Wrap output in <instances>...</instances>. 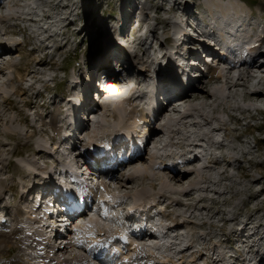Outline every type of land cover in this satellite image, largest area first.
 <instances>
[{
  "label": "bare ground",
  "instance_id": "obj_1",
  "mask_svg": "<svg viewBox=\"0 0 264 264\" xmlns=\"http://www.w3.org/2000/svg\"><path fill=\"white\" fill-rule=\"evenodd\" d=\"M26 1L27 0H0V22L3 24L4 22H8L9 20H13L16 22L23 20V21H28L31 23H36V22L41 23V24L43 23V25L45 26L47 23H49L47 24L49 26L45 27L47 29L45 31V34L53 32V28L55 29L56 27L58 28L59 25L55 26L57 24L54 21H57V23H59L57 18L60 16V14L56 16L55 15L56 13H52L49 10L48 11L50 13L47 16H45L46 14L42 15V14H37L36 12L35 13L29 12L27 16H24V17L11 16V18H4L5 15L3 14L12 11V9L15 7H19V9L20 8L25 9L26 7H28L27 4L23 5ZM31 1L33 2L36 0H31ZM39 1H44V2L46 1L45 3L48 2V0H39ZM55 1H56L55 4H57V7L60 5L61 2L63 3V0H55ZM136 1L137 0H125L123 5L122 6L120 5L121 18L119 20V24L122 26V30H118V27L114 28L115 25L118 23L117 20L116 21L113 20L111 22H104L105 25L110 23L109 25L113 27L109 28V30L107 29V36L105 37L106 49H103L104 53L101 52L103 56L100 59H98L97 62L95 63V67L93 68L92 80L89 79L90 81L88 80V83H86L87 85L84 84L85 86L83 85L82 87H79L80 83L75 84L72 90L74 92H78L77 94L78 96L77 98L74 99V101H84L85 100L84 96L86 94L85 90L87 89V86H88L89 91L92 90L95 87V82L98 80L101 73L105 75V78L107 80H109L108 83H110V81L116 80L118 82V84L116 85H118L120 89L112 96L106 94V92L101 95L102 98H104L106 95L108 97V100L104 105V108L100 106H91V104L87 103L85 104V107L77 110L78 115H79L77 118V121H80L74 126L75 128L74 130L77 131V135L75 137H67L65 138V140H62L59 143V145L57 144L55 146L54 151L58 153V150L61 147H64L65 149V147H68V145H71L68 150H65L66 154L62 156V159H63L62 167L65 169H68L71 176L75 178L79 186L83 188L84 193H91L92 189L88 188V186L86 185L90 184V182L93 181L92 180L93 173L92 171L86 172V173H80V169H82L83 167H86L87 169L91 170L89 161L86 160V158L94 157V153L99 152V151H96V149H94L93 153L89 154L87 148H92L94 146L96 148L101 147L102 149H106L105 152L107 154L108 151L110 150L121 148L122 146L126 145L134 133H136L137 137L140 139L143 137H146L147 138L146 144L136 148L137 153L135 154V156L133 157L131 161L122 163L115 169H108V170H102V171L99 170V174H98L99 177L97 180V184L99 180L100 182L103 181L104 184L107 183L108 185L103 187L105 189L106 187L111 188L110 186L112 184H116V185L118 184L119 186L118 187L116 186L118 192L122 194L125 191L127 192L130 191L132 194L134 191L132 192L133 189L131 188H132V184L134 183V181L135 183L139 180L147 181L148 179H153L155 180V182L158 181L159 184L164 187V189H158L159 185L157 186V189L153 188L155 191L159 190L156 197L157 199L162 200L163 202L165 200L168 201V202H164L167 204L162 205V206L165 209L164 212L166 210L170 212L167 215L166 214L161 215L162 216L161 218L163 219V223L165 222V220L170 221L171 223H174V229L176 231L185 230L186 232L187 231L186 229H189L186 232L187 236L182 237L181 242L178 243V245L180 246H181V243L185 244V246L183 245L184 250L183 251L181 250L182 252L180 251L181 253H179L180 255L178 254L179 257H177L176 260L167 258L164 261V264H223V259L227 256V254L221 249L219 250V248L216 249V252L219 254L221 253V256L220 255L217 256L215 252H211V250L215 249V247H217L221 243L222 240L217 241V236H213L211 238L209 237V239L206 238L207 235L205 238L198 236V234L200 233L198 232V229L199 228L202 229L203 225H201V227L199 226L198 228L193 227L196 224L195 222L197 221V218L199 220L204 221L205 223L202 222L203 224H206L207 223L206 221L212 220L213 217L211 216L208 217L204 213L203 214L205 216L198 217L199 216L198 214L193 215L195 214L193 213L194 211L192 212L193 214L191 213L188 215H183V214L174 215V214H175V209L177 207L188 206L186 205V202L196 200L197 201V202L195 201L196 203L194 202L190 204L191 207L194 209L197 208L196 207L197 205H202L203 203H205V201H207L208 199L205 196L204 197L200 196V198L195 199V196H196L195 194L199 191L200 192L203 191L202 193L213 192L217 195L218 192L216 190L218 188L215 190V188L213 187V190H212L211 185L213 186L216 185L217 176H218L217 178L218 181L219 180L223 181L222 179L227 175V173L230 172L229 167L233 165V163L229 160H232L233 159L232 157L236 158L234 153H231V155H226L227 154L226 149L229 147V144H227L225 140H227L226 131L229 130L228 128L229 124H226V122H224V120H221L220 117L211 116L212 112H210L209 109L212 107H215L214 105L216 104L220 105L219 106L220 108L217 111L218 113L216 114H221V113L227 114V113L232 112L231 113L232 117L233 119L237 120V122L241 120V117L239 118L241 114H244V113L247 114L251 112L253 113V110H257L259 112L264 111L263 108H260L259 106H257V104L261 106L264 105V90L262 91L264 81L263 82L262 80L255 81V79H258L259 74L264 72V52L259 51L256 48L249 54L246 53V55L244 56L245 51L240 53V50H237L236 48V46H238V44L236 45V43L239 42V39L241 40L245 39V41L241 44V47L248 44L250 42L251 35L254 33V31L260 28V25H258L259 27L255 29L256 26L251 25L249 23L247 25L243 24L241 22V19L240 20L237 19L238 17H240L239 14L243 12L244 7L250 8V5H248V3H246L244 0H239L240 4H238L235 0H229V2L227 3L225 2V0L224 2L221 1V3L213 1V0L205 1L204 6H202L200 10L201 13L209 14L210 12L212 13L213 11L219 12V13L216 12V18L211 17L216 25L215 27L216 32H212V34L218 33L219 36L221 37L220 40L222 44L212 43L211 41L213 40H211V38H208V36H205V34L208 33V30L207 28L203 30L202 28L204 27L198 30V32L200 33L198 36L194 35L196 38L194 36L186 37V35H184L188 43L184 42L182 45V48H179V52L185 51L186 53V57L184 58V60L191 61L192 59L197 58L195 57V55H193V54H196L192 50L193 48L199 47V48L204 49L206 52L210 54L207 58V61H205V63L207 62L205 64V70L207 71V76L209 75L210 76H209V79L206 81V83H204L203 85H201L202 83L201 84L199 83L198 85V82L202 80V77H199L198 80L193 81V82L189 81L188 88L183 92L176 88L171 78L172 73H173L172 68L175 70V67L177 64L181 65L183 63L182 61H179L178 63V60L180 58H177L176 61H174V57L178 56V48L176 49L174 54L172 50L168 49L170 44L173 42L172 32L170 33L169 37L166 36L163 38L162 42L164 43L162 44L161 42V47L164 46V49L159 46V53L155 51V53L153 54L151 58L150 57H147V58L140 57V53H142L143 56L144 55L146 56V53L150 51V47L153 44L150 43L151 46L150 45L148 46V35L153 32L152 38L154 39V33H156L157 29L152 28V21L154 20V18L151 16V11L149 9L144 8V6L140 8L138 14L134 16V14H136V11L134 12V8H136L135 7ZM154 1L156 0H152V2ZM165 1L167 2V4L170 1L173 2L172 6L167 9L168 12L175 13L174 11L176 9L178 12V8L180 9V7H182L183 13H184L183 16H185V13L187 11L185 10V8L188 3L186 0H168V1L165 0ZM140 2H142V0ZM241 2L244 3V5H241ZM40 3H37V4H40ZM208 3H210L211 6L207 7L206 5H208ZM61 7L65 10L69 8V5L64 4V5H61ZM130 7L133 9L132 14H131L132 10L130 9ZM41 10L44 11L45 9H41ZM143 14L146 15V17H148V20H146ZM149 14L151 17L149 16ZM34 15L37 17V19L29 18L30 16H34ZM61 15H63L62 12H61ZM186 16L187 17L189 16L197 17V16H204V15L200 13L199 14L191 13L190 11ZM134 18L138 19L140 24L142 25H143V19L145 20L144 24L146 25V27L145 25L143 26L145 27L144 34L146 36V40H144L143 36L141 35V32H139L138 36L134 38L132 43L126 46V50L123 49L125 51V54L122 56V58L115 57L114 56L115 52L120 53V51H117L119 50L118 42L122 43L124 39H126V37L129 35L130 29H128V26L130 25V22ZM65 19L69 22L65 25V28H71L72 27L71 21L73 20H70V17L68 16H66ZM177 19H181V15L180 16L174 15L173 21L172 19H170L171 21L163 20L162 23L165 24V26L169 28V27H172L174 22L176 23L178 21ZM198 19L200 18L198 17ZM50 24L52 26H50ZM179 27H181L180 24H179ZM250 29L253 30L251 35L247 34V32H249ZM147 33L149 34L147 35ZM10 34L12 33H10L9 31H5L3 32L2 35H0L1 36L0 37V75L1 76L6 75L5 73H6L7 67L11 66L12 64L11 59L15 56L14 51H13L14 49L11 48V46L8 43H6V41L4 42L2 40L4 36L6 35L9 36ZM33 34L35 35L34 36L35 38H38L40 40L38 34L36 35L35 32H33ZM58 35L59 33L57 31V34L55 33L49 34L47 37H44L43 39L40 40L41 45L39 49L42 48L41 47L42 45L49 42L43 48L45 56L49 55V52L51 49L49 45L51 43H54V44L56 43V41L58 40V39L56 40V37H58ZM156 38L157 37H155V39ZM262 42H264V38L261 40V43ZM21 45H23V43H20L16 46L18 48V47H22ZM64 45L66 46L67 44H64ZM65 46H63L62 44V46L56 47L55 49L56 52L62 49L63 47L65 48ZM141 47H145V48H141ZM39 49L34 48L32 50L33 52L32 55L36 54L37 52L36 50H39ZM151 50H152V47H151ZM210 56H212L215 60L213 61ZM232 57H235V59H232ZM115 61L117 62L116 64H115ZM208 61H213L214 63L217 61V64L219 65L226 64L227 66L223 69L220 67H217L215 68L217 69V71L215 70V71L208 72L207 67L211 65L208 63ZM34 62H36V66H42L41 60L40 61L34 60ZM154 64H155V68L156 66L157 68L153 70ZM115 65L120 68L121 71L119 73H117V69L116 67H114ZM228 65L230 69L227 71ZM218 71H219V74H217ZM234 72L237 73V77L235 75L233 76ZM36 73L38 72L29 71L28 75L36 74ZM181 75L182 76L184 75V71L181 72ZM157 83L161 84L159 88L158 86H156ZM219 83L222 84L223 86L220 85V87L214 89V85H218ZM165 86H169L170 92H173L172 97L170 96L169 98H166L165 96L162 95V92H161L162 88L164 87V89H167V87ZM26 94L27 92L25 91V89H22V88L19 89L20 96H25ZM137 94H139V99L136 100L137 102L130 100L131 103L129 102L130 105L128 104L129 108H126V109H124L123 106H121V104L125 102L126 98L137 95ZM156 99L159 100L160 105L155 110L156 115L150 116L148 112L149 110L152 109L153 107L152 104L155 102ZM143 100H145L146 102L145 105H147L148 107V110L146 113H144L143 107L141 108L139 107L140 106L139 103H141ZM6 101H8L12 105L15 103L14 100H12L9 97L7 98ZM224 101L227 104L228 103L229 104L226 106L227 108L222 109L223 105L221 106V104H224ZM52 104H55V103H52ZM56 107L60 111L61 108L59 106H56ZM49 108L51 107L49 106ZM135 110L137 111L139 110L140 116L142 117L141 120H138V119L135 120V121H138L139 126L143 120L145 123H149L150 122L149 119H151V123L147 125V126H150V125L152 126V127H149L151 128L150 131H148L149 128L148 129L144 128L145 126L144 124H143L144 126L139 127V129H137L138 126H136V124L132 125L129 128H124V126L126 125L125 118L127 116L123 117L122 115H127V113H132ZM225 110H228V112H226ZM110 112H113L111 116L112 118L117 117L118 122H125V124L123 127L121 125V127H118V128H116V126L114 125L115 127L113 126V129H114L113 132L111 131L102 132V135H101L100 130L103 127V121H106V118H103V116L104 115L109 116ZM58 113L53 114V116L51 115V122H50V125L53 127L54 129L53 131L56 133L57 137H59L60 134L64 131L66 132L71 131V125H69V123L67 122L68 116H66L64 119L60 118L59 120L57 117ZM236 114L237 115L239 114V116H237ZM91 115H93V118L96 121L92 122V120H90ZM247 116L248 115H246V117ZM42 117L44 118V116L40 115L37 121L39 120L41 121ZM46 117L48 118L49 116H46ZM16 122L18 123V120L16 119L12 120L8 116L0 115V130L4 125L7 128H10V124L15 125ZM35 123H38V122H35ZM45 126H46V123L44 122V119H43L42 126L39 128L40 132L39 131L38 132L43 133V134L45 133L48 134V132L45 131ZM30 128L32 129L33 134L30 132L31 134L29 136L26 135V137L28 138L32 137L33 135L36 136L37 129H38L36 128V124L31 125ZM173 128H176V129H173ZM108 129H110V127ZM124 129H127L128 133L125 132ZM167 130L169 133L168 135H166L165 133ZM221 132H223V136L219 135V134H222ZM9 134H13V132H9ZM84 135H86V137H90L94 139H96L95 138L96 136L101 135V138L99 137L100 139H96V141H100L101 143L98 145H94L96 143L95 141L93 143L94 146L91 144V145L86 146L85 149L80 148L78 146V143L80 139L84 140L83 138ZM221 138H223V140H221ZM50 139L55 140V137L50 138ZM92 140H90V142ZM171 140H177V142L171 143ZM102 142H104L105 145H107L106 148L102 147L103 145ZM212 143H218L219 146L217 148V152L214 151L211 153V156L214 157V160H209L208 166L203 169V170H208V171L200 172L199 170L194 169V165L198 162V158H196L195 155L193 156L195 149L200 147V148H203L201 152L206 151L204 147L211 148L213 147ZM170 144L177 145L176 147L182 150V156L184 158V161H180L181 163L178 162L176 165H174L175 169L173 171H170V169L165 166V163L171 160L173 156L171 154L161 153V150L163 149V147L165 145L169 146ZM37 145H38L39 151H36L34 148V145L31 144V145H27L24 151L25 153L14 152V155H18V156L27 155L28 159H30L28 161V164L31 167L29 171L37 170L39 172L45 173L47 170L46 167L48 166V164L50 162H55V160L54 158H52L50 155L46 153L43 147V144L37 143ZM1 147L6 149L8 147V144H2ZM71 150L72 152H70ZM200 150L201 149H199V151ZM235 151H236V148H235ZM100 152L101 154H103L102 151ZM219 152H221L223 156V162L227 163V167L221 173L211 174L209 173V171L212 170V168L215 167L216 165L218 166L219 164H221V162L217 160V158H219V154H218ZM72 153H74L73 157H72ZM146 154H148L151 157V160L145 159L146 156L144 157V155ZM5 155H6V150H3V149L0 150V215L2 216V219L0 220V258L4 260V261H0V264H27L25 262V254H26L25 251H30L31 253L34 252L33 253L34 256L31 259L29 258V262L31 261L32 264H149L148 262L149 258L156 259V263L163 262V261L160 262L159 258L156 257L153 253H148V251L143 250V248L139 246L145 240L152 241L153 239H155L153 238L152 235L143 234L141 237L138 238L137 241H132L129 245H126L125 248L121 247L117 242H115L114 244L111 243V245H109L106 239L111 234L114 233L112 229H116V227L108 228L107 226L104 225V224L107 225L105 220H107L108 218H104L107 215H104L103 208L100 209L101 212L99 214H95L96 217H98V215L99 216L102 215L101 220L96 219L93 217V215H91L90 211L92 210L94 202L91 208L90 207L85 208L84 212H79L71 220L70 218H64L65 221H68V222L71 221L70 227L73 225L75 226V228L72 231L73 235L75 234V231L80 232L81 235L80 236L75 235V237L72 238V240L73 239L76 240L77 241L76 246L78 248L80 247L83 250L85 249L86 252L89 253V257H87V255L85 256L83 254L81 255V254L75 253L71 249L73 246L71 245L72 243L65 242L67 239L60 237V239L58 240V238H56L58 235V231H56L57 230L56 225H54V227L50 229V231L53 233L56 231L53 238L41 232L40 227H37V224L34 223L33 221H38L37 214L39 212L44 211L46 202L51 197L50 196L51 189H52V185L50 183L51 178L45 177L46 178L45 179V178H42L38 174H32V173L24 175L20 171V173L22 174L21 184L18 186L14 185L9 188L8 187L6 188L5 185L9 181L10 178L7 177V172L5 171V168H4ZM190 155H192V159L188 158ZM147 158L149 159V157ZM40 161H43L45 166H42ZM151 162L154 167V169L152 170L155 171L161 168L163 169V171L159 172L158 174L149 173L148 170H150V165H152ZM72 165L77 166V171H79L77 175L74 169L72 168ZM144 165L149 166V169L147 168L148 170H146L145 168L146 166L143 167ZM131 169L137 170V172H134L133 174L128 176V172L132 171ZM167 171H168V174L164 175L165 174L164 172H167ZM220 176H222L223 178L219 179ZM227 177H225V179H227ZM243 177L246 179H249L250 181H254V182L256 180L251 177V174L250 175L245 174L243 175ZM139 182H137L136 185ZM38 183H40V185H37ZM47 183L49 184L45 187V193L42 199L39 201L37 209H35L33 207V203H34L33 197L36 193L40 192L43 188V185ZM144 183L146 184L147 182H144ZM145 184H141V185H145ZM198 184H200L201 186L198 187ZM136 185L134 184L133 186H136ZM140 187L142 188L143 186H140ZM138 188L139 187H137V189ZM8 192L13 193V201H12L13 203L8 202L6 198V195ZM107 192H110V191H107ZM84 193H82V195H84ZM115 194L116 193L114 192L113 193L114 197L116 196L120 197V195L115 196ZM75 195H76L75 192L67 193L66 197L68 199L73 200ZM162 195L164 197L160 198ZM136 196L137 195H135L134 197ZM59 197L60 195L56 196L54 198V201H56V199ZM128 198L131 199L132 196H128ZM119 201L120 202H117L119 204L116 203L117 207L127 204V202L124 201V199H122V201L121 200ZM141 204H142L141 206L145 205L144 203H141ZM147 204H148L149 213L153 212L157 207L159 208L160 206L156 204L155 202H152V203L149 202ZM113 207H115V205H113ZM203 208L204 207H202V209ZM116 211H118V208ZM177 211L178 213H180L179 210ZM249 211H250V208H249ZM119 215H120V218L124 217L122 212ZM48 218H50V216ZM86 218H89L88 222L80 223L81 219H86ZM125 219H128V218L125 217ZM244 219L245 220H242L238 216L226 218V216L225 215L223 216L222 214V218L220 220L222 221V223H224V225L225 224L228 225L229 223L237 224V226L240 225V227L234 228V230H232L231 233L229 232L226 235L227 238L223 241L225 242V244H226V241H229V242L231 241V243L234 245L250 243L252 244L251 248H253L254 246L259 247L260 243L264 242V223L263 221L255 222L258 219L253 220L251 216H247ZM64 220H60L59 223H62ZM155 220H156L155 222H153V220L152 222H150L151 223L150 228L152 230H155L156 224L161 223L160 222L161 220L158 218V216ZM110 221L114 224V220H110ZM97 222H102L103 224L98 225ZM89 225L91 227H89ZM47 229H49V227ZM119 229H120V226L117 227V230ZM224 230L226 231V229ZM248 230H252V232L250 233L249 238L244 241V239H242V237L240 236V233L247 232ZM83 231L85 235L81 233ZM95 231L99 234V236L103 238L98 239L97 236H95L96 235ZM90 232L91 234H88ZM260 232H261L262 238H257L258 233L260 234ZM87 236L89 237L94 236V240H92L93 237L91 239L92 241H90L89 239H86ZM232 236H235L236 239L232 240ZM201 240L203 241L200 242ZM82 241L85 242V244H82ZM198 245H200V247ZM127 248H130L129 249L130 252L129 251L127 252ZM18 250L19 251L21 250V253L23 252V255L22 254H21L22 256L20 255L22 258L17 256ZM251 252L254 253V251H251ZM10 258L11 260L8 261ZM142 260H146V261L142 262ZM201 261H204V262L202 263Z\"/></svg>",
  "mask_w": 264,
  "mask_h": 264
},
{
  "label": "rangeland",
  "instance_id": "obj_2",
  "mask_svg": "<svg viewBox=\"0 0 264 264\" xmlns=\"http://www.w3.org/2000/svg\"><path fill=\"white\" fill-rule=\"evenodd\" d=\"M38 1L36 0V1L32 2L31 0H27L23 5L27 4L28 7H26L25 9L24 8L19 9V7H15L12 9V11L4 13L3 15H5V17L4 16L3 17L4 18H11V16H16V17L22 16V17H24V16H27V14L29 12H34V13L36 12L37 14H42V15L46 14L45 16H47L50 12L56 13L55 14L56 16L60 14V16L57 18L59 23H57V21H54L57 24L55 26H58V25L59 26H58V28L56 27V29L53 28V32L45 34V31L47 30L45 27H48L49 25H47V24H49V23H47L45 26V25H43V23L42 24L37 23V22L31 23V22L23 21V20H20L18 22L13 21V20H9L8 22H4L3 24L0 22V26H1L0 27V35H2L3 32H5V31H9L10 33H12L9 36L8 35L4 36L2 38V40L4 42L6 41V43H8L11 46V48L14 49L13 51L15 54V56L11 59L12 60L11 66L7 67V70L5 73L6 75H4V76L0 75V113H1L0 115L1 116L2 115L8 116L12 120L13 119L18 120V123L16 122L15 125L10 124V128H7L4 125L0 130V150H2V149L6 150L4 168H5V171L7 172V177L10 178L9 181L5 185L6 188L7 187L9 188V187L14 186V185L18 186L21 184L22 174L20 173V171L24 175H26L18 165L19 163H21V159L16 158L18 155H14V152L25 153L24 151H25L27 145H31V144L34 145V148L36 151H39L37 143H40L42 141H46L47 140L46 136H48L49 138L55 137V140L58 139V137L56 136V133L53 131L54 130L53 127L50 125L51 115L53 116V114H56L59 112L58 116H57L58 119L59 120H60V118L64 119V117H65L64 116V108L67 106V104H65L66 100H64L65 97L71 96V99L72 98L75 99L78 96L77 95L78 92H74L73 90H71L69 87V84H67V80L69 79V77L74 76L75 78H77V79H75V82H76V84L80 83L79 87H82L84 84L87 85L86 83H88L89 79L92 80L93 68L95 67V63L97 62L98 59H100L103 56L101 54V52L104 53L103 49H106L105 37L107 36V29L109 30V28L113 27V26L111 27L109 25L110 23L105 25L104 22H111L113 20L114 21L117 20L118 23L115 25L114 28L118 27V30H122V26L119 24V20L121 18L120 5L122 6L123 3L125 2V0H63V3L61 2L60 5L58 6L59 8L57 7V4H55L56 3L55 0H48L47 3H45L46 1L45 2L44 1L38 2ZM119 1H121V2H119ZM140 1L141 0L136 1V4H135L136 8H134V12L136 11V14H134V16L137 15L139 12V9L144 6V8L149 9L151 11V16L154 18V20L152 21V28L157 29L156 33H154V39L152 38L153 32L151 34L148 33L149 35H151V36L148 35V46L150 45V43H152L153 45H157V46L161 47V42L163 41V38L166 36L169 37L170 33L173 30L178 29L179 24L177 22H176L177 24L174 22L172 27L168 28L165 26V24L162 23L163 20L171 21L170 19H172V21H173L174 15H176V16L181 15V17L186 18L187 17L186 15L190 11H191V13H198V14L200 13V14L204 15V16L195 17L194 18L195 24L201 28L204 27V28H202L203 30L207 28L208 33L205 34V36H208V38H211V40H213V41H211V40H209V41H211L212 43L222 44V42L220 40L221 37L219 36V34L218 33L217 34L214 33L215 35L212 34V32H216L215 31L216 25H215V22L213 21V19L211 17L216 18V12L217 11H213L212 13L210 12L211 13V14L209 13L210 15L208 13L203 14L200 11L201 7L204 6L205 1H207V0H186L188 2L187 6H186L187 9L185 8V10H187L185 13L186 17L183 16L184 13H183L182 7H180V9L178 8V12L176 9L174 11L175 13L167 11V9L172 6V3H173L172 1H170L168 4L165 0H156L154 2H152V0H142V2H140ZM213 1L220 2V3H221V1L224 2V0H213ZM235 1L238 4H240L239 0H235ZM245 1H246V3H248V5H250V8L244 7L243 12L241 14H239L240 17H238L237 19H239V20L241 19V22L243 24L247 25L249 23L251 25L256 26L255 29L257 27H259L258 25H260V27H264V6H263L264 0H245ZM36 2L37 3L41 2V3L37 4ZM225 2L227 3V2H229V0L228 1L225 0ZM64 4H68L69 8L64 10L61 7V5H64ZM241 5H244V3L241 2ZM206 6L207 7L211 6V4L208 3V5H206ZM41 9H45L44 10L45 12ZM130 9L132 10V12H131V14H132L133 9L131 7H130ZM155 10H157V11H155ZM61 12L63 13V15H61ZM217 13H219V12H217ZM66 16L70 17V20H73V21H71V26H72L71 28H65V25L67 23H69L65 19ZM149 16H150V14H149ZM144 17L146 18V20H148V17H146V15H144ZM189 17H192V16H189ZM198 17L200 19H198ZM29 18L37 19V17L35 15L30 16ZM184 18H182V19H184ZM1 19H2V17H1ZM57 19H55V20H57ZM177 20H179V19H177ZM202 20H203V22H202ZM144 21L145 20L143 19V25H145ZM52 24H53V22H52ZM137 24H140V22L138 19L134 18L130 22V25L128 26V29H130L129 35L124 40H128V39H130V37L134 36V33H132V30H134L136 28ZM140 25L143 26L142 24H140ZM50 26H52V25L50 24ZM145 27H146V25H145ZM57 31L60 35V37H59V35H58V37H56V40L58 39L57 40L58 42L56 41L55 44L51 43L49 45V47L51 48L49 55L45 56L43 48L49 42L42 45L41 46L42 48L39 49V47L41 45L40 40L43 39L44 37H47L49 34H53V33L57 34ZM33 32H35L36 35L37 34L39 35L40 40L38 38L34 37L35 35L33 34ZM249 32H247V34L251 35L253 30L250 29ZM255 32L256 31H254V33ZM22 37L24 38L23 42H22ZM155 37H157L158 39L157 38L155 39ZM244 41H245V39H242V40L239 39V42L236 43V45L238 44V46H236L237 50L242 49L241 44ZM20 43H23V45H21L22 47L17 48L16 45H18ZM62 44H63V46H65L64 44H67V45L65 46V48L63 47L62 49H60L59 51L56 52V50H55L56 47L62 46ZM56 45H58V46H56ZM153 45L152 46L150 45L152 47V50L150 47V51L146 53V56L145 55L143 56V54L140 53V57H142V58L150 57L151 58L153 56V54L155 53V50H153ZM34 48H37L39 50H36L37 51L36 54L32 55V53H33L32 50ZM141 48H145V47H141ZM161 48L164 49V46H162ZM240 53H241V51H240ZM227 54H229V53H227ZM230 56H232V55H230ZM34 60L35 61L41 60L42 66H36V62H34ZM212 60L214 61L215 59L213 58ZM213 61L211 64L212 66L210 65L207 67L208 72L209 71H215V70L217 71V69H215L217 67H220L223 69L227 66L226 64L219 65V64H217V61L215 63ZM214 64H215V66H214ZM217 65H219V66H217ZM156 68H157V66H156ZM156 68H155V64H154L153 70ZM40 69H42V70H40ZM229 69L230 68L228 65L227 71ZM28 70L31 72L37 71L38 73L28 75V73H29ZM227 71H225V72H227ZM263 73L264 72L260 73L258 79H255V81L262 80V82H263L264 81V74ZM217 74H219V71L217 72ZM103 75L104 74L101 73L98 79H100L102 81L104 79ZM234 75L237 77V73L234 72L233 76ZM209 76H207V74L204 75L203 76L204 78L202 77V80L200 82H198V85H199V83L200 84L202 83L201 85L206 83V81L209 79ZM77 81H79V82H77ZM157 84H159V83H157ZM220 85L223 86L220 83L218 85H214V89L220 87ZM20 88L25 89V91L27 92V94L25 96L19 95V89ZM262 88H263L262 89V91H263L264 90V84H263ZM85 91H86V94L84 96L85 97L84 102H87V100L90 99V97H92V93L95 91V87L89 91L88 86H87V89ZM8 97L11 98L12 100H14L15 103L13 105L10 104L8 101H6ZM21 101H23V102H21ZM52 103H55V104H52ZM130 103H129V105H130ZM43 104H44V106H43ZM228 104L224 101V104H221V106L223 105L222 109L227 108L226 106ZM124 105H127V103L123 102L121 104V106H123V108L126 109L124 107ZM14 106L17 109H15ZM49 106L51 108H49ZM52 106L53 107L55 106V107L53 108ZM56 106H59L61 108L60 111L58 110V108ZM214 106L216 108L212 107L209 109V111L212 112L211 116L220 117L221 120H224V122L229 121L226 124H229L232 122L230 125H228V128L231 131H229V130L226 131L227 140H225V142L227 144H229V147L226 149V153H227L226 155H231V153H234L236 158L232 157L233 159L229 160L233 163V165L230 164L231 165V167H229L230 172L227 173V175L225 176V177H227L229 175L227 177V179H225V177L223 175L224 178L222 176L219 177V179L223 178L222 179L223 181H221V180L218 181V179H217L218 176H217L216 185H214V186L211 185L212 190H213V187L215 188V190L218 188L216 190L218 192L217 195L213 192H204V193H206V194H204V193H202L203 191L202 192L199 191L195 194L196 195L195 199L200 198V196L201 197L205 196L208 198L207 201H205V203H203L202 205H197L196 206L197 208H195L197 210H195L194 208L191 207L190 204L194 203L196 200L186 202V205H188V206L177 207L175 209V214L174 213L173 214L174 215H176V214L188 215L194 211L193 213H195V214H193V213L192 214L193 215L198 214L199 215L198 217L205 216L204 214H206V216H208V217L209 216L213 217L212 220H210V221L207 220L206 224H203L205 222L202 220H199L197 218V221L195 222L196 224L195 225L193 224L194 225L193 227L198 228L199 226L201 227V225H203L202 229H200V228L198 229V232H200L198 234V236L205 238L207 235V237H206L207 239H209V237L211 238L213 236H217V241L222 240L221 243L217 247H215V249L211 250V252H215V254L217 256H219V255L221 256V253L220 254L217 253L216 249L219 248V250L221 249L222 251H225V249L228 248V250L232 252L231 255H233V253L235 251L240 253L241 251H239V250H242L243 247L241 245H238L236 248V245L232 244L231 241L230 242L226 241V244H223V243H225L223 240H225L227 238L226 235L229 232L231 233L232 230H234V228H238V227H240V225L237 226V224H232V223L231 224L229 223L228 225H226V224L224 225V223H222V221L220 220L222 218V214H223V216L225 215L226 218L238 216L242 220H245L244 218H246L247 216H251L253 218V220L258 219L255 222H260V221L262 222L263 221V223H264V111L259 112L257 110H253V113L252 112L247 113V114L244 113V114H241V116H239V114L238 115L236 114L237 116H239V118L241 117V120L239 122H237V120L233 119L232 114H231L232 112L227 113V114H225V113L216 114V113H218L217 111L220 108L219 107L220 105L216 104ZM257 106L264 109V105L261 106V105L257 104ZM50 111H52V112H50ZM53 111H55V112H53ZM225 111L228 112V110H225ZM117 113H118V111H117ZM40 115L44 116V118L42 117L41 121L40 120L37 121L39 119ZM246 115H248V116L246 117ZM46 116H49V117L47 118ZM107 116H105V115L103 116V118H106V121H103V127L100 130L101 135H102V132H107V131L113 132L114 131V129H113L114 125L116 126V128H118V127H121V125L123 127L125 124V122H118L117 117L112 118L111 117L112 112H110V115L108 116V118H107ZM122 116L123 117L127 116L125 118L126 119V125L124 126V128H129L134 124H136V126H138V127L145 125L144 126L145 129L152 127L151 125L147 126L149 123H151V119H149V121H150L149 123H145L143 120L141 122L140 126H139L138 121H135L137 119L141 120V118H142L140 116L139 110L138 111L135 110L132 113H127V115H122ZM43 119H44V122L46 123L45 131L48 132V134L47 133H45V134L39 133L40 132L39 128L42 126ZM33 120L35 122H38V123H35ZM35 124H36V128H38L37 129L38 135L36 134V136L33 135L32 137H29V138L26 137V135L29 136L33 132L30 127H31V125H35ZM109 127H110V129H108ZM150 129L151 128H149L148 131H150ZM173 129H176V128H173ZM9 132H13V134H9ZM165 133H166V135H168L169 134L168 130ZM221 133L222 134H219V135L223 136V132H221ZM73 134L76 135L77 132L72 131V135ZM75 135H73V136H75ZM101 135L100 136L98 135L95 138L100 139ZM83 138H84V140L83 139H80L81 141L79 140L78 146L80 148H84V149L88 145H91V144L93 145V143L96 141V139L86 137V135H84ZM223 138H225V137H223ZM223 138H221V140H223ZM143 139H146V137H143ZM90 140H92V141L90 142ZM35 142H37V143L35 144ZM172 142L173 143L177 142V140H171V143ZM2 144H8V147L6 149L2 148L1 147ZM35 145H36V147H35ZM171 145H173V144H170V146ZM216 145H218V143H212V146H216ZM174 146H177V145H174ZM198 148H200V147H198ZM198 148H196V149H198ZM235 148H236V151H235ZM174 149L176 152H178L180 150V148H174ZM149 150H150V148H149ZM168 151L171 153L172 149L169 148ZM180 151L182 153V150H180ZM70 152H72V150ZM163 154H167V153L164 152ZM24 156H26L28 158L27 155H24ZM73 156H74V153H72V157ZM144 157L147 160H151V157L148 154L144 155ZM147 157H149V159ZM217 160H218V158H217ZM220 162H223V161L220 160ZM49 164H52L53 168H54V166L57 167V165L54 162H50ZM151 164H152V162H151ZM44 166H45V164H44ZM25 167L29 170L31 168L29 165H25ZM143 167H145L146 170L149 169V166H147V165H144ZM191 167H193V166H191ZM226 167H227V163L223 162V163L219 164L218 166L216 165L215 167H213L212 170L209 171V173H211V174L221 173L226 169ZM46 168H48V166ZM75 169L77 170V166H75ZM152 169H154L153 164L150 165V170H148L149 173H151V174H158L159 172L163 171V169H161V168H159L160 170L159 169L155 170L156 172ZM131 170L132 171L128 172V176H130L134 172H137V170H133V169H131ZM18 171H19V173H18ZM91 171L92 170L87 169L86 167H83L82 169H80V173H86V172H91ZM199 171L201 172V171H208V170H199ZM92 173H93V177H92L93 181L90 182L89 185H94V183L97 182L98 177H99V175H97L96 172L92 171ZM164 173H165L164 175H166V174H168V171L164 172ZM206 173H208V172H206ZM245 174H248V175L251 174V177L253 179H256L255 182L244 178L243 175H245ZM148 180H150V181H148ZM148 180L147 181L146 180H142V181L139 180L142 183L137 181V182H139L137 184L138 186L136 185L137 182L135 183V181H134V183L132 184V188H131V189H133L132 192L134 191L132 194L130 191H128L129 194L127 191H125L122 194L120 192H118V190H117V187L119 186L118 184L117 185L112 184L110 186L111 188L106 187V189H105L103 187H105L108 184L107 183L104 184L103 181L100 182V180H99L98 185L101 189V190L99 189V191H104L107 194L109 193V195L112 196V198L114 199L115 207H112V209L114 208V210L117 209L116 203L119 200L124 199V201L129 203L131 199H133V198L135 199V197H134L135 195H137V196L140 195L137 199H135L136 201L144 200L145 203L146 202L147 203L155 202L156 204L160 205L159 206L160 211H163V212H161L160 215H162V214L167 215L170 212L167 210L164 212L165 209L162 206V205H166L167 203H162V200L157 199L156 195L158 194L159 190L155 191L153 189V188L157 189L158 185H159L158 189H164V187L162 185H160L158 181L155 182V180H153V179H148ZM144 182H147V183L145 184ZM134 184L139 188L137 189L136 186H133ZM141 184H145V185H141ZM140 186H143V187L141 188ZM199 186H201V185L198 184V187ZM135 189H137V190H135ZM105 190L110 191V192H107ZM116 190H117V192H116ZM99 191L98 190L97 191L92 190L91 193H85V195H86L85 198L88 201H92L91 202L92 204H93V202L95 204V202H98ZM114 192L116 193L115 196L120 195V197H118V196L114 197V195H113ZM118 193H120V194H118ZM220 194H221V196H220ZM11 195L13 197V193H11V192H8L6 195V198H7L8 202H10V203L12 202V199L10 197ZM142 195L144 198L141 197ZM214 195H216V196H214ZM128 196H132V198L130 199V198H128ZM163 197L164 196L162 195L160 198H163ZM217 199H219V200H217ZM165 202H167V200H165ZM222 202H224V203H222ZM203 205H205V206H203ZM104 206H107V205H103V204L101 205V207H103V213H105L104 208H106ZM202 207H204V208L202 209ZM249 208H250V211H249ZM177 210H179L180 213H178ZM218 212H220V213H218ZM213 214H215V215H213ZM259 218H260V220H259ZM96 219L101 220L99 215ZM160 220H161L160 222L163 223V219L160 218ZM105 221L107 223V225L104 224L105 226H107L108 228H115L114 224L110 220H105ZM208 221H209V223H208ZM167 222H170V221H167ZM97 223H98V225L103 224L102 222H97ZM205 226H206V228H205ZM61 227L64 228L65 225L61 224ZM67 228L71 232H69L67 240L65 242H67V243L71 242L72 243L71 245H73V246L71 249L75 253H78L81 255L83 254L85 256L87 255V257H89V253H87L85 249L83 250L80 247L78 248L76 246L77 241L74 239L72 240V235H73L72 231L75 228V226L74 225L71 227L67 226ZM224 229H226L227 232ZM186 230L188 231L189 229H186ZM91 232L88 234H91ZM186 232L185 231L183 232L182 237L187 236ZM67 233H68V231H67ZM81 233H83V235H85L84 231ZM95 236H97L98 239L103 238V237L99 236L98 233H96ZM92 237H93V239H92ZM233 237L234 236H232V238ZM181 238L179 240V243L181 242ZM257 238H262L261 232H260V234L258 233ZM86 239H89L90 241H92V240H94V236H90V237L87 236ZM202 241L203 240H201L200 242H202ZM263 243L264 242L260 243L259 247L255 246V248H258V249L262 248L263 249L264 248ZM183 245L185 246V244L181 243V246L178 245V248H175L172 251L170 259L175 260V259H177V257H179V255H180L179 253H181L183 251L182 250V248H184ZM221 245H223V246H221ZM198 246L200 247V245H198ZM129 249L130 248H127V252L128 251L130 252ZM21 254L23 255V252L21 253V250L20 251L18 250L17 256L22 258ZM161 255H163V254L161 253ZM244 256L245 255H243V257ZM214 257H216V256H214ZM10 260H11V258L8 261H10ZM0 261H4V260L2 258H0ZM143 261H146V260H142V262ZM201 262L203 263L204 261H201Z\"/></svg>",
  "mask_w": 264,
  "mask_h": 264
},
{
  "label": "snow or ice",
  "instance_id": "obj_3",
  "mask_svg": "<svg viewBox=\"0 0 264 264\" xmlns=\"http://www.w3.org/2000/svg\"><path fill=\"white\" fill-rule=\"evenodd\" d=\"M105 147H107V145H105ZM103 190V189H102ZM108 199H111L110 197H108ZM104 215H107V212L105 211V213H104ZM89 227H91L90 225H89ZM79 242V241H78Z\"/></svg>",
  "mask_w": 264,
  "mask_h": 264
}]
</instances>
